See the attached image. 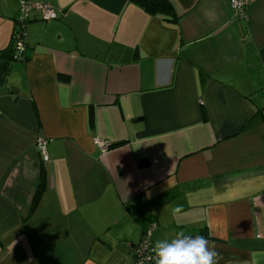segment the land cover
Returning <instances> with one entry per match:
<instances>
[{
    "label": "crops",
    "instance_id": "0c3cea01",
    "mask_svg": "<svg viewBox=\"0 0 264 264\" xmlns=\"http://www.w3.org/2000/svg\"><path fill=\"white\" fill-rule=\"evenodd\" d=\"M24 1L58 18L0 68V264H136L151 222L264 264V0H0V52Z\"/></svg>",
    "mask_w": 264,
    "mask_h": 264
},
{
    "label": "built area",
    "instance_id": "2783aa9c",
    "mask_svg": "<svg viewBox=\"0 0 264 264\" xmlns=\"http://www.w3.org/2000/svg\"><path fill=\"white\" fill-rule=\"evenodd\" d=\"M249 5V0H229V6L232 12L238 16L244 15L246 8ZM31 12H36L40 15L41 19L45 22H49L58 18V14L50 6L41 2H32L24 1L20 4L19 19L17 20V32L13 34V45L15 56L18 59H23L25 51V31L22 29L24 22L27 20ZM21 27V28H20ZM46 142L39 140L37 143V149L41 154L42 160L46 161ZM156 224L151 222L149 229L146 235V241L132 249L134 259L136 264H153L155 263L154 249L151 244L148 242L149 237L153 230L155 229Z\"/></svg>",
    "mask_w": 264,
    "mask_h": 264
},
{
    "label": "clouds",
    "instance_id": "9594fccd",
    "mask_svg": "<svg viewBox=\"0 0 264 264\" xmlns=\"http://www.w3.org/2000/svg\"><path fill=\"white\" fill-rule=\"evenodd\" d=\"M217 255L202 235L178 233L175 238L157 241L154 246L155 264H215ZM251 264H260V258L254 254Z\"/></svg>",
    "mask_w": 264,
    "mask_h": 264
},
{
    "label": "trees",
    "instance_id": "16d2710c",
    "mask_svg": "<svg viewBox=\"0 0 264 264\" xmlns=\"http://www.w3.org/2000/svg\"><path fill=\"white\" fill-rule=\"evenodd\" d=\"M130 1L133 2L135 5L139 6L144 12H146L149 15L163 14L165 16H170L173 20L176 19L173 7L168 0H130ZM19 12H20V10H19ZM27 20H28V18H27ZM27 20L24 22V24L22 26V29L24 31L26 29ZM16 25L14 27L13 34L15 31L16 32L18 31L16 29L17 28ZM0 56L4 60L2 63V66L0 67V68L3 67L2 68L3 72L9 68V65L12 62H16V61H23L24 62L27 60L25 56H23V59H21V60L19 58L18 59L16 58L15 52H14V45H13V35L11 37V42L9 44V47L6 50L1 51ZM256 120H257V118L255 117L248 124V126L250 124H252L253 122H255ZM120 145H122V143L111 145L110 148L118 147ZM43 184H44V170L41 167V177H40L39 188L37 189V192L33 198L31 208H30L29 213H28L26 218L30 217L33 214V212L35 211V209L37 208V206L40 202L41 196L43 195V192H44ZM198 235H202L206 239H209L208 234L205 231H202ZM195 236H197V235H195Z\"/></svg>",
    "mask_w": 264,
    "mask_h": 264
},
{
    "label": "rangeland",
    "instance_id": "374dc122",
    "mask_svg": "<svg viewBox=\"0 0 264 264\" xmlns=\"http://www.w3.org/2000/svg\"><path fill=\"white\" fill-rule=\"evenodd\" d=\"M231 9V8H230ZM232 11V10H231ZM245 12H246V10H245ZM245 12H244V14H245Z\"/></svg>",
    "mask_w": 264,
    "mask_h": 264
}]
</instances>
